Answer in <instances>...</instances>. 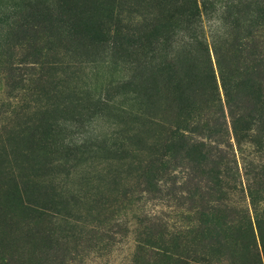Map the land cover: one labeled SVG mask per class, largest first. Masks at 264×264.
Here are the masks:
<instances>
[{"label":"rangeland","instance_id":"obj_1","mask_svg":"<svg viewBox=\"0 0 264 264\" xmlns=\"http://www.w3.org/2000/svg\"><path fill=\"white\" fill-rule=\"evenodd\" d=\"M205 1L0 0V264H264V0Z\"/></svg>","mask_w":264,"mask_h":264},{"label":"trees","instance_id":"obj_2","mask_svg":"<svg viewBox=\"0 0 264 264\" xmlns=\"http://www.w3.org/2000/svg\"><path fill=\"white\" fill-rule=\"evenodd\" d=\"M191 1L192 2H190L189 0V6H190L189 19L190 20L196 19L198 21V18H199L198 4L196 0H191ZM204 3L208 5L210 4L209 0L205 1ZM258 18H260V20L262 21L259 26L264 27V10L259 12ZM26 23L27 22L20 23V25L17 26L16 31L27 37L31 35L36 37L35 34L38 32L36 30L37 25L30 24V23L26 24ZM168 27L167 29H169ZM162 29L167 30L165 24L163 25ZM253 33L254 34H248L247 31H244V35L240 38V40H236L234 44L235 43L237 44V47L239 49L238 50L235 49V50L241 53V57H242L241 63L244 64V66L241 67L240 72H242V74H248L255 80H258L261 77V75L264 77V65H263L264 64V28L255 30ZM24 39L26 38L23 37L21 39V41H25V42H22L21 44L27 45L31 50V47L33 46V42L24 40ZM31 52H33L36 56L38 54V52L35 49H33ZM166 69H167L166 64L164 63L162 59L160 64H158V66L155 68V71L153 72V74L157 76V78H160V76L165 75ZM220 75H222L221 85H222V89L224 91V96H225L224 105L226 106L227 115L232 125L233 134L236 135L238 133L237 132V122L239 121L240 116L237 114V112L233 113V111L235 112L237 110L239 111V113H243L244 109L247 108V104H246L247 101H245L242 97L239 96V94H237L238 92L237 90H235L237 85H234L233 83H231L232 81H229V77L228 76L226 77V74L223 75L221 68H220ZM237 106H240L242 108H237ZM202 117L203 116L200 113H195L193 111H190V109H186V115L183 116V123H187V124L183 127H176L175 130L172 132V135L190 136V121L192 123H195V121L201 120ZM216 118L222 119L223 124H224L226 115L224 114V112L223 113L221 112V114H219V116L217 115ZM214 202L215 200H210V203H211L210 209L212 210H214L216 206ZM224 209L227 211L228 210L227 206H224ZM162 224L164 225L165 223L159 222L158 225H156V227H161ZM152 253L157 254L155 252H152ZM169 256L172 257L171 254ZM179 264H187V262L185 263L184 261H181L179 262Z\"/></svg>","mask_w":264,"mask_h":264}]
</instances>
